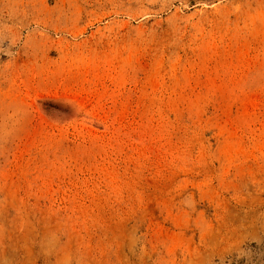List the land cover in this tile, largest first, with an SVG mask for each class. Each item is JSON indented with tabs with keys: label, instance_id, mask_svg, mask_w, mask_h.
<instances>
[{
	"label": "rangeland",
	"instance_id": "obj_1",
	"mask_svg": "<svg viewBox=\"0 0 264 264\" xmlns=\"http://www.w3.org/2000/svg\"><path fill=\"white\" fill-rule=\"evenodd\" d=\"M0 264H264V0H0Z\"/></svg>",
	"mask_w": 264,
	"mask_h": 264
}]
</instances>
